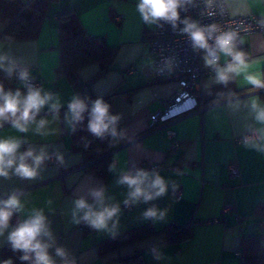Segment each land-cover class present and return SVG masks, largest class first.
I'll return each instance as SVG.
<instances>
[{
	"label": "crops",
	"instance_id": "1",
	"mask_svg": "<svg viewBox=\"0 0 264 264\" xmlns=\"http://www.w3.org/2000/svg\"><path fill=\"white\" fill-rule=\"evenodd\" d=\"M136 3L137 0H57L50 4L35 39L12 42L0 39L3 51L10 52L23 66L29 67L40 86L59 93L65 102L61 108V120L49 126L57 130L53 135L41 137L32 132L18 133L9 125L0 129V136H26L28 143L21 151L29 146H43L50 154L59 150L65 157V164L60 165L53 156L42 166L39 176L32 180L15 176L9 180L0 178V199L7 198L14 189L23 191L26 208L45 210L58 243L70 250L77 264H119L120 259L137 253L142 255L145 264H238L241 239L252 233L248 230L249 225L255 223V227L260 225L258 227L264 229V216L253 214L255 205L264 203V156L236 141L254 121L247 107L241 104L239 109H233L228 106L226 97L234 92L241 101H247L256 95L264 103V90L251 92V86L244 85L242 77L227 87L214 84L212 71H207L200 83L203 110L174 119L166 127L150 129V114L174 93L177 82L174 79L159 80L153 75L147 45L152 27L142 22L136 12ZM227 8L231 15L237 13L234 16L264 17V4H257L255 0H232ZM68 10L77 14L88 33L104 35L108 45L116 46L109 70L90 85L91 93L96 97L112 91L108 103L113 113L122 115L120 126L128 132L129 138L116 144L110 153L111 162L117 157V167L123 168L130 167V162L135 159L138 166L148 169L155 163L162 175L178 182L181 190L179 199H175L169 188L168 195L148 204L132 208L122 205L117 233L145 223L157 230L170 223L183 225L191 222V237L187 240L157 244L146 239L100 257L97 244L112 235L86 231L83 224L72 223V201L77 196L86 195L87 187L106 185L109 194L117 201L123 200L125 189L115 185L116 177L110 172L104 179L84 171L82 155L74 149L71 132L63 122L66 102L74 92L59 70L57 23L58 15ZM3 28L0 22V33ZM243 51L257 62L250 71L264 74V34L247 36ZM99 67L98 64L87 65L78 70V76L82 81L88 80ZM0 81L6 89L19 87L14 77L9 80L2 72ZM205 84L211 86V95L205 90ZM218 93H223L224 98ZM40 116L51 119L47 109ZM167 128L174 131L179 143L174 151L170 149V140L165 134ZM157 157H160L158 161ZM231 162L238 167V174L234 177L229 175ZM174 168H180L184 174L175 175ZM153 204L168 209L165 221L143 219L142 212ZM225 205L230 206V210L222 214ZM24 218L14 215L13 224ZM6 244L0 239V248ZM153 248L163 254L162 259L154 258ZM50 252L54 255V250ZM57 260L59 264V258Z\"/></svg>",
	"mask_w": 264,
	"mask_h": 264
},
{
	"label": "clouds",
	"instance_id": "2",
	"mask_svg": "<svg viewBox=\"0 0 264 264\" xmlns=\"http://www.w3.org/2000/svg\"><path fill=\"white\" fill-rule=\"evenodd\" d=\"M231 2L232 0H221V13L231 6ZM203 3L201 15L215 16V0H203ZM255 3L264 4V0H255ZM189 7H198L196 0H137L136 12L148 27L162 28L169 25L173 32L186 36L193 51L203 53L204 67L211 69L214 84L227 87L230 82L242 77V83L251 86V92L264 90V74L250 71L257 62L238 47L239 43H243L239 32L232 27L224 28L219 23L201 25L190 16L181 18V12H187ZM259 24L264 27V18L260 19ZM172 63V58H166L158 71L163 72L165 68L171 71ZM0 72L7 79L14 77L19 82V87L6 89L0 81V129L9 125L23 134L32 132L41 137L55 134L57 130L49 126L61 120V108L65 102L60 94L34 83L35 77L29 67L23 66L20 60L2 48ZM210 87L208 84L204 85L209 95L212 94ZM218 95L224 98L223 93ZM226 98L228 106L233 109H239L241 104L249 109L254 124L247 125L248 134L242 136L241 144L264 156V103L256 95H252L247 101H241L234 92L228 93ZM45 109L51 114V119L40 116ZM85 120L87 132L96 139L107 140L110 146L129 138L127 130L120 126L122 115L113 113L111 104L102 96L92 99L73 94L66 102L63 122L70 132L75 133L78 126L84 125ZM81 139L85 148L90 147L91 141L86 137ZM27 143L26 136H0V178L9 180L15 176L21 180L35 179L42 166L53 156L60 165L65 164L64 154L59 150L50 154L46 147L29 146L21 151L22 146ZM159 159L160 157L156 158L157 161ZM117 163L118 158L114 157L108 171L116 177L115 185L125 189L123 200H115L106 185L89 186L86 188V195L77 196L72 201L73 224H83L96 232L115 236L123 211L122 205L132 208L148 204L168 195L169 188L172 192L179 188L178 182L162 175L155 163L150 169L138 166L135 159L130 162V167L118 168ZM173 172L177 176L184 174L180 168H174ZM24 197L23 191L14 189L7 198L0 199V239L14 253H20L18 258L22 264H58L57 258L59 264H77L70 250L58 243L45 210L36 207L27 209ZM48 203L51 204V201ZM17 214L25 218L13 226L11 221ZM167 214V208L161 209L153 204L142 212V217L146 221L163 222ZM50 250H54V255ZM151 251L155 259L163 258V254L156 248ZM0 264H14V261L12 258L3 259Z\"/></svg>",
	"mask_w": 264,
	"mask_h": 264
},
{
	"label": "trees",
	"instance_id": "3",
	"mask_svg": "<svg viewBox=\"0 0 264 264\" xmlns=\"http://www.w3.org/2000/svg\"><path fill=\"white\" fill-rule=\"evenodd\" d=\"M56 1L0 0V22L4 27L0 33V39L5 42L35 39L48 14L50 4ZM57 28L60 72L74 94L97 98L91 93L90 85L109 70L116 53V46L108 45L104 35L88 33L73 10L58 15ZM90 64H98L100 67L88 80L82 81L77 72ZM111 93L112 91L102 97L108 102V96ZM86 123L85 120L84 125L78 126L75 133L71 132L72 145L82 155L84 171L105 179L111 163L110 153L116 145L110 146L107 140L101 141L93 137L87 132ZM82 137L91 141L90 147H84ZM253 214L257 217L264 216V203L255 205ZM13 222L14 216L11 224ZM85 230L92 229L85 227ZM191 231V222L183 225L170 223L157 230H154L149 223H145L100 241L97 244V252L100 257H103L122 247L146 239H152L157 244L181 242L191 237ZM19 255L20 253H14L8 244L0 248V260L12 258L14 264H22L18 258ZM119 264H145V262L142 255L137 253L120 259ZM238 264H264V235L252 232L242 237Z\"/></svg>",
	"mask_w": 264,
	"mask_h": 264
},
{
	"label": "built area",
	"instance_id": "4",
	"mask_svg": "<svg viewBox=\"0 0 264 264\" xmlns=\"http://www.w3.org/2000/svg\"><path fill=\"white\" fill-rule=\"evenodd\" d=\"M198 7H189L187 12H181V18L190 16L192 19L199 21L201 25L211 23H219L222 27L235 28L239 32V37L243 43H239L238 47L243 50L245 47V38L252 33L264 34V27H261L259 21L261 18L256 15L234 16L231 15L228 8L223 13L220 10L221 0H215L214 9L215 16L201 15L204 10L203 0H196ZM148 57L150 60L153 75L159 80L174 79L177 87L174 93L167 98L160 108H157L150 114L149 128L156 129L166 127V125L181 116L192 111H202L204 106L202 103V93L200 91L201 78L207 71L211 69L205 68L203 65V53L194 52L188 38L178 32H173L169 25L164 27L152 26L147 39ZM166 58H172V69L167 68L163 72L158 71L164 65ZM133 70V67L131 68ZM34 83L40 86L39 80L35 77ZM200 99V102L199 100ZM200 103V104H199ZM166 137L170 140V149L176 150L179 143L175 137L173 130L167 128L165 130ZM241 134L236 138L237 142H241ZM238 174V167L235 162L229 165V175L234 177ZM181 190L173 192L175 199H179ZM230 210V206L225 205L221 209V213L225 214Z\"/></svg>",
	"mask_w": 264,
	"mask_h": 264
},
{
	"label": "rangeland",
	"instance_id": "5",
	"mask_svg": "<svg viewBox=\"0 0 264 264\" xmlns=\"http://www.w3.org/2000/svg\"><path fill=\"white\" fill-rule=\"evenodd\" d=\"M253 233H258L261 235H264V229H260L258 226L254 227V229L252 230Z\"/></svg>",
	"mask_w": 264,
	"mask_h": 264
},
{
	"label": "water",
	"instance_id": "6",
	"mask_svg": "<svg viewBox=\"0 0 264 264\" xmlns=\"http://www.w3.org/2000/svg\"><path fill=\"white\" fill-rule=\"evenodd\" d=\"M257 226L260 227V225H257ZM254 227H255V223H251V224L249 225V227H248V230H253Z\"/></svg>",
	"mask_w": 264,
	"mask_h": 264
}]
</instances>
